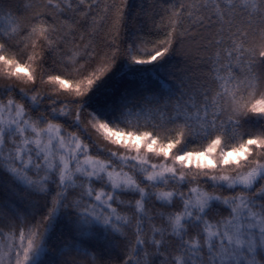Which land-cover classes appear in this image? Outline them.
<instances>
[{"label": "snow or ice", "instance_id": "snow-or-ice-1", "mask_svg": "<svg viewBox=\"0 0 264 264\" xmlns=\"http://www.w3.org/2000/svg\"><path fill=\"white\" fill-rule=\"evenodd\" d=\"M128 8L0 0V264H264V0Z\"/></svg>", "mask_w": 264, "mask_h": 264}, {"label": "trees", "instance_id": "trees-1", "mask_svg": "<svg viewBox=\"0 0 264 264\" xmlns=\"http://www.w3.org/2000/svg\"><path fill=\"white\" fill-rule=\"evenodd\" d=\"M107 2H111V0H107ZM154 0H128L129 3V8L127 9L128 13V20H127V30L131 32H135L140 34L142 31H146L144 28L145 21L147 18L143 15L142 13V8L147 9ZM104 0H101V5L103 6ZM149 15H151V12H149ZM103 16V13H99L97 15L96 20H97V27L103 23L101 17ZM158 20V18H157ZM147 23L149 27L151 26V21L147 20ZM107 31V25H105L104 28L100 29V39L101 41L103 40L104 36L106 35ZM153 32L156 30L153 29ZM163 35L161 34L159 37L156 35H151V36H146L145 39L149 40H156V39H162ZM178 53L182 55H186L188 53H193V42L192 41H184L182 44L178 45ZM175 59H180V55H178ZM175 62V60L173 61ZM122 70V65L121 62L117 63V66L113 69V71L105 78V80L101 83L99 88L97 89L98 91H102L104 88L109 86L113 81L118 77ZM100 144V147H103L106 142L102 141V137L100 138V141H98Z\"/></svg>", "mask_w": 264, "mask_h": 264}]
</instances>
